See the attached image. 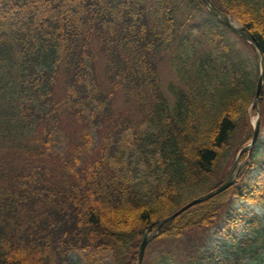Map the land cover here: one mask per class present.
I'll use <instances>...</instances> for the list:
<instances>
[{"label": "trees", "instance_id": "16d2710c", "mask_svg": "<svg viewBox=\"0 0 264 264\" xmlns=\"http://www.w3.org/2000/svg\"><path fill=\"white\" fill-rule=\"evenodd\" d=\"M212 2L264 57V0ZM257 76L251 44L203 0H0V264H136L143 229L228 176ZM258 107L261 132L264 86ZM261 141L234 184L161 226L142 264H264L249 207L264 200Z\"/></svg>", "mask_w": 264, "mask_h": 264}, {"label": "water", "instance_id": "95a60500", "mask_svg": "<svg viewBox=\"0 0 264 264\" xmlns=\"http://www.w3.org/2000/svg\"><path fill=\"white\" fill-rule=\"evenodd\" d=\"M205 6L208 8V10L216 16L222 23H224L227 27H229L234 33L239 35L241 38L248 41L254 50V55L256 58V63L258 67V76H257V83H256V90L253 98V103L256 105V111H257V117L254 120L253 123V134L250 139V141L244 145L239 152L237 153V156L234 160L233 166L227 176V178L221 182L219 185L211 189L210 191L203 193L199 196L194 197L193 199L189 200L187 203L182 205L180 208H178L176 211L172 212L171 214L164 216L160 219H158L155 223L149 225L146 229L143 230L142 239L139 245L138 250V257L136 260V264H142L144 252L146 249V246L148 243L156 238L160 232L161 226L168 220L174 218L178 214H180L182 211L187 209L188 207L202 202L222 191L230 187L234 182L235 179L239 173V170L243 164L248 162V160L251 157L253 146L258 138L259 130H260V113L257 106L258 99L260 98V93L264 85V57L260 48V45L258 43V40L256 37L244 26L242 25L236 18L233 16H230L229 14L221 11L218 9L212 0H203ZM246 152V157L242 161V164H239L238 161L240 160V157L242 153ZM153 226V227H152ZM152 227V228H151Z\"/></svg>", "mask_w": 264, "mask_h": 264}, {"label": "rangeland", "instance_id": "374dc122", "mask_svg": "<svg viewBox=\"0 0 264 264\" xmlns=\"http://www.w3.org/2000/svg\"><path fill=\"white\" fill-rule=\"evenodd\" d=\"M166 59H167V57L164 56L160 60V63L158 64V72H159L161 86H164L170 79L174 78L173 75L171 74V71H170V68H169V65H168ZM97 69H98L99 75H103L104 74V71H103V59L98 60ZM112 105H113V109L112 110H114L116 112H119L120 114H122L121 112H124L125 110H127L128 106H129V104L125 101L124 97L121 96V95H116L114 97V99L112 101ZM250 109H251V107H250ZM259 111H260V108H259ZM256 114L257 113H256L255 109H253V110L251 109V111H250V121L254 122V120H255V118L257 116ZM260 115H261V112H260ZM260 134H261V137H262V141H261V144L259 146V150H260L261 157H264V117H263V127L261 128ZM243 145H245V143ZM242 161H243V158H240L238 163L242 164L243 163ZM244 166L245 165L243 164V166H241V168H243ZM241 168H240V170H241ZM240 170H239V172H240ZM236 179H237V177H236ZM241 203H243V202L242 201H236L237 206L239 204H241ZM249 206L253 207L252 209L254 211H256V213L261 215V217H263L262 219H263V222H264V200L261 201L257 205L250 204ZM159 246H160V244L158 245V247ZM81 258H83V255H81L80 253H77V252H73V253H71L69 255V262L66 263V264H86L85 260H83L84 258L83 259H81ZM97 258L101 259V255L100 254H96L95 259L97 260ZM102 261H108V258L105 256V257L102 258Z\"/></svg>", "mask_w": 264, "mask_h": 264}, {"label": "bare ground", "instance_id": "6f19581e", "mask_svg": "<svg viewBox=\"0 0 264 264\" xmlns=\"http://www.w3.org/2000/svg\"><path fill=\"white\" fill-rule=\"evenodd\" d=\"M259 43V42H258ZM260 45V44H259ZM258 109H259V107H258Z\"/></svg>", "mask_w": 264, "mask_h": 264}]
</instances>
